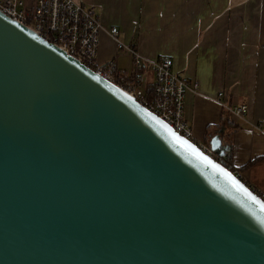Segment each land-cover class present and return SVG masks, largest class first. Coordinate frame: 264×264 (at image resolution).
Here are the masks:
<instances>
[{
    "label": "water",
    "instance_id": "95a60500",
    "mask_svg": "<svg viewBox=\"0 0 264 264\" xmlns=\"http://www.w3.org/2000/svg\"><path fill=\"white\" fill-rule=\"evenodd\" d=\"M0 264H264V201L0 11Z\"/></svg>",
    "mask_w": 264,
    "mask_h": 264
},
{
    "label": "crops",
    "instance_id": "0c3cea01",
    "mask_svg": "<svg viewBox=\"0 0 264 264\" xmlns=\"http://www.w3.org/2000/svg\"><path fill=\"white\" fill-rule=\"evenodd\" d=\"M80 1L93 5L101 20L99 62L132 67L109 35L115 26L117 39L143 59L169 56L175 72L198 81L184 113L196 143H205L207 127L218 124L227 106H246L241 116L230 113L239 125L230 138L232 165L264 191V0Z\"/></svg>",
    "mask_w": 264,
    "mask_h": 264
},
{
    "label": "built area",
    "instance_id": "2783aa9c",
    "mask_svg": "<svg viewBox=\"0 0 264 264\" xmlns=\"http://www.w3.org/2000/svg\"><path fill=\"white\" fill-rule=\"evenodd\" d=\"M0 11L116 83L178 134L195 142L192 127L184 113L187 94L190 91L198 93L199 83L196 79L175 72L169 56L143 59L132 45H125L117 39L119 30L112 26L108 30L109 35L115 40L118 50L129 54L132 67L126 71L119 68L114 60L99 62V37L103 29L101 20L93 5L80 0H33L30 6L24 0H0ZM221 96L222 93H219L218 98ZM227 108L236 116L246 112L245 105ZM196 144L204 153L215 157L209 145L202 142ZM232 172L264 201V191L257 189L240 170L233 169Z\"/></svg>",
    "mask_w": 264,
    "mask_h": 264
},
{
    "label": "trees",
    "instance_id": "16d2710c",
    "mask_svg": "<svg viewBox=\"0 0 264 264\" xmlns=\"http://www.w3.org/2000/svg\"><path fill=\"white\" fill-rule=\"evenodd\" d=\"M151 86L147 90L148 97L150 96ZM239 128V125L235 123L230 116V112L227 109H223L220 115V120L216 126H208L206 130V137L204 142L209 145L212 137L218 136L220 139L221 148L224 149L223 155H215L217 161L224 165L229 170L233 171L231 159V135L235 130ZM264 158V157H263ZM251 162L247 163L241 169L247 168Z\"/></svg>",
    "mask_w": 264,
    "mask_h": 264
}]
</instances>
